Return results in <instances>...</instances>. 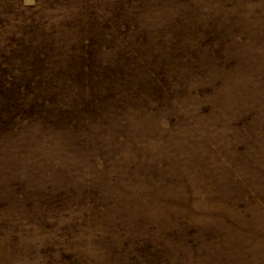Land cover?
I'll return each instance as SVG.
<instances>
[{
    "label": "rangeland",
    "instance_id": "374dc122",
    "mask_svg": "<svg viewBox=\"0 0 264 264\" xmlns=\"http://www.w3.org/2000/svg\"><path fill=\"white\" fill-rule=\"evenodd\" d=\"M0 264H264V0H0Z\"/></svg>",
    "mask_w": 264,
    "mask_h": 264
},
{
    "label": "trees",
    "instance_id": "16d2710c",
    "mask_svg": "<svg viewBox=\"0 0 264 264\" xmlns=\"http://www.w3.org/2000/svg\"><path fill=\"white\" fill-rule=\"evenodd\" d=\"M148 12H149V10H148V8L146 7L145 8ZM125 16L127 17V15L125 14ZM113 20H115L116 22H118V14H115L114 15V18H113Z\"/></svg>",
    "mask_w": 264,
    "mask_h": 264
}]
</instances>
